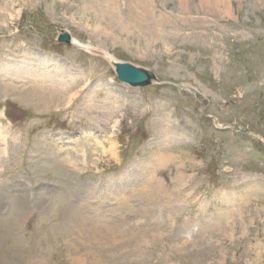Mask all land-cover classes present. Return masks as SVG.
Returning <instances> with one entry per match:
<instances>
[{"label":"rangeland","instance_id":"374dc122","mask_svg":"<svg viewBox=\"0 0 264 264\" xmlns=\"http://www.w3.org/2000/svg\"><path fill=\"white\" fill-rule=\"evenodd\" d=\"M104 1L0 0V264H264V1Z\"/></svg>","mask_w":264,"mask_h":264},{"label":"bare ground","instance_id":"6f19581e","mask_svg":"<svg viewBox=\"0 0 264 264\" xmlns=\"http://www.w3.org/2000/svg\"><path fill=\"white\" fill-rule=\"evenodd\" d=\"M128 1V7H129V12L132 13L131 17L127 20H124L123 19V15L120 13V15H118V11H116L117 9V0H105L104 1V11H107V12H110L111 14H114V16L116 17V22L121 28H124L125 30L128 29V30H131L129 28H136L138 27L139 29L141 27H145V29H148L149 28V21L148 20H153L154 18H156L154 15H153V11L152 9H150V6H149V1L148 0H127ZM198 3L200 5H203V4H207V6L211 9H216V6L214 4L215 0H197ZM219 1V0H217ZM259 1V0H258ZM264 1V0H263ZM178 2H180V8L182 9H188L187 7H189L191 4L194 5V0H179ZM221 5L220 6H223L224 10H225V13L228 14V10H230L229 8V4L227 3V1L225 0H221L220 1ZM91 4V3H90ZM228 4V5H227ZM102 5V4H101ZM190 9V8H189ZM221 9V8H220ZM217 10V9H216ZM223 10V11H224ZM224 13V14H225ZM158 23V21H157ZM157 23L155 22V27H157ZM139 25L141 27H139ZM103 28V27H102ZM149 38V37H148ZM75 40V39H74ZM76 42V45L80 46L81 48H84V49H90L87 45H84L82 44L81 42L79 41H75ZM148 44V43H147ZM147 46V45H146ZM88 47V48H87ZM107 59V58H106ZM54 61V59H52V62ZM54 64V62H53ZM57 70V68H56ZM56 72V71H55ZM14 73V72H13ZM30 73L31 70H30ZM15 74V73H14ZM24 74V73H23ZM44 71L42 70V75L44 76ZM26 75V74H25ZM21 76V75H20ZM14 77V76H13ZM16 77V76H15ZM18 78V77H17ZM24 78V77H23ZM91 91V90H88L87 92H85V95L88 94V92ZM85 98L88 99V101L86 100L85 104L86 105H90L89 103H92L94 99H92L90 97V93L87 95V96H84ZM69 99L67 101H65V104H69V102H71V96L68 97ZM1 114L3 115V113L1 112ZM1 122V121H0ZM0 128H2V126H0ZM1 131V130H0ZM1 134V133H0ZM100 143V142H99ZM170 155V154H169ZM172 157V156H171ZM64 158H67V156H64ZM164 159H165V156L164 155H161L160 158L157 159L156 163L157 165L158 164H163L164 162ZM167 164V163H166ZM153 167V166H152ZM150 174L152 175V170L150 169ZM148 173V176L150 175ZM155 177V176H153ZM151 180V179H150ZM227 193V191H226ZM222 196V195H221ZM222 198V197H221ZM232 198V197H231ZM226 217V215H225Z\"/></svg>","mask_w":264,"mask_h":264},{"label":"water","instance_id":"95a60500","mask_svg":"<svg viewBox=\"0 0 264 264\" xmlns=\"http://www.w3.org/2000/svg\"><path fill=\"white\" fill-rule=\"evenodd\" d=\"M57 37L58 41L70 44L71 40L68 33L63 32ZM114 67V72H116L117 77L123 83H126L132 87L146 86L150 84L149 82L155 78L151 71L135 67L128 63H120L119 61L118 63L114 64Z\"/></svg>","mask_w":264,"mask_h":264}]
</instances>
